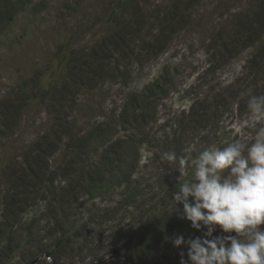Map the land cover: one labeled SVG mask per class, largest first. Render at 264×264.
Here are the masks:
<instances>
[{
    "label": "rangeland",
    "instance_id": "1",
    "mask_svg": "<svg viewBox=\"0 0 264 264\" xmlns=\"http://www.w3.org/2000/svg\"><path fill=\"white\" fill-rule=\"evenodd\" d=\"M114 6L0 0V264L187 261L171 240L202 233L173 213L180 160L247 144L260 126L242 122L249 92L264 95V0H136L111 20ZM113 36L122 44L103 62ZM198 99L201 124L183 114ZM165 214L176 224L147 258L138 243Z\"/></svg>",
    "mask_w": 264,
    "mask_h": 264
},
{
    "label": "clouds",
    "instance_id": "2",
    "mask_svg": "<svg viewBox=\"0 0 264 264\" xmlns=\"http://www.w3.org/2000/svg\"><path fill=\"white\" fill-rule=\"evenodd\" d=\"M247 109L242 126L260 125L249 143L214 144L179 162L173 213L202 233L171 240L175 248H187L188 259L181 252L180 264H264V95L249 92ZM217 228L227 235L214 236Z\"/></svg>",
    "mask_w": 264,
    "mask_h": 264
},
{
    "label": "trees",
    "instance_id": "3",
    "mask_svg": "<svg viewBox=\"0 0 264 264\" xmlns=\"http://www.w3.org/2000/svg\"><path fill=\"white\" fill-rule=\"evenodd\" d=\"M136 0H115V6L112 9L110 18L111 20H113V18H116L118 16V14L120 13V11H123L124 8H126L129 5H132ZM122 44V42L120 41V38L118 39L116 36L104 39L103 42L100 44L99 51H97L98 55V59L102 60L104 62V60L109 59V53H110V46L114 45V48H118L120 47ZM71 43H67L64 48L60 51L59 55L57 57H59V66H57V68L59 69V71L61 70V68L65 65V62L68 60V56H70L71 54ZM225 55H227L226 53H224ZM128 57H131L132 55H127ZM104 67H105V63H101ZM58 69L55 71L54 73V77H53V81H56L58 79V75H59V71ZM52 82H48L46 84H44V89H47L49 86L52 85ZM27 99L32 100L29 95L25 96ZM201 102H205V99H198L196 100L190 107L189 111L186 113L184 112L183 114H187L190 116H194V117H198V120H196V122L198 124L204 123L208 121V107L206 105L201 104ZM225 112L224 110H216L215 113V118H216V122H219V118H221L222 113ZM143 116L145 117L146 115L143 114ZM220 116V117H218ZM166 128H169V126H166ZM226 144V143H225ZM214 145V144H213ZM215 145L218 146H223L224 144L222 143H215ZM101 171L100 170H94L93 175H96V180H100V175ZM184 177H181V179H183ZM91 181H89L90 185L89 187L92 188L93 190L97 189L99 190V188L97 187L99 185V182L95 180V178H91ZM48 183H53L52 179L48 180ZM179 183V181H178ZM176 190L178 189V187H175ZM10 208H16V206L14 204L11 203H6L5 209H6V213L9 212ZM182 211V207L180 209ZM5 213V212H4ZM167 215V214H165ZM162 216V215H161ZM180 216V215H179ZM164 217V215L162 216ZM168 218H165V222L164 220L162 222H158L157 224H153L149 227L146 228V231L144 232L140 242L138 243V245L140 246V250L141 253H143L142 255H144L145 257L149 258L152 254L156 253L157 251H159L160 249L164 248L165 244L167 243V235H168V231H169V224H171V222H174L173 224H176V219L171 215L169 216V214L167 215ZM164 222V223H163ZM1 226V225H0ZM1 231V228H0ZM66 235H62L61 239H59V243L62 240L66 239ZM139 248V247H138ZM146 250V251H144ZM140 253V254H141Z\"/></svg>",
    "mask_w": 264,
    "mask_h": 264
},
{
    "label": "water",
    "instance_id": "4",
    "mask_svg": "<svg viewBox=\"0 0 264 264\" xmlns=\"http://www.w3.org/2000/svg\"><path fill=\"white\" fill-rule=\"evenodd\" d=\"M231 235L235 236V233H232Z\"/></svg>",
    "mask_w": 264,
    "mask_h": 264
}]
</instances>
